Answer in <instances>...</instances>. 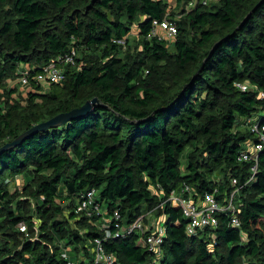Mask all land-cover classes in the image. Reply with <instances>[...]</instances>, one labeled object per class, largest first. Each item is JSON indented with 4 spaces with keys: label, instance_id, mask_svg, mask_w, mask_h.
I'll return each instance as SVG.
<instances>
[{
    "label": "trees",
    "instance_id": "trees-1",
    "mask_svg": "<svg viewBox=\"0 0 264 264\" xmlns=\"http://www.w3.org/2000/svg\"><path fill=\"white\" fill-rule=\"evenodd\" d=\"M7 1L0 0V13ZM197 1L174 21L178 31L168 43L152 35L153 21L168 18L166 0H10L0 24V95L20 65L35 71L72 49L81 57L65 67L62 83L32 82L25 105L0 104V148L59 113L98 102L87 114L0 152V232L23 222L30 231L33 216L40 219L38 237L13 246L0 240V264H65L63 247L70 245L75 261L81 252L90 258L93 239L103 233L99 216L89 219L75 208L92 189L109 215L119 209L126 222L153 209L167 216L160 256L148 249L147 234L105 241L118 264H264V148L254 180L239 196V226L221 213L216 228L189 235L180 208L157 207L185 185L199 195L218 188L222 199L231 175L243 184L252 163L238 157L246 142L258 140L247 119L264 125L258 95L264 91V0ZM132 26L143 50L123 56L121 41ZM237 82L257 89L243 91ZM189 145L194 152L183 171L180 156ZM217 168L225 173L220 183L211 179ZM15 175L37 200L32 217L19 212V201L12 208L6 184Z\"/></svg>",
    "mask_w": 264,
    "mask_h": 264
},
{
    "label": "built area",
    "instance_id": "built-area-1",
    "mask_svg": "<svg viewBox=\"0 0 264 264\" xmlns=\"http://www.w3.org/2000/svg\"><path fill=\"white\" fill-rule=\"evenodd\" d=\"M198 1L192 0L189 6H194ZM206 4V1H202ZM177 25L175 22L170 21L168 18L163 20L153 21L152 35H162L166 38H174L177 34ZM167 40V39H166ZM77 50L72 49L70 52L58 55L49 63L41 66L38 70L34 71V67L30 64L19 66L18 74L20 83L28 89L31 83H41L43 85L48 83H62L65 79V67L67 65H76ZM236 86L243 91L256 90L254 85L247 82H237ZM258 95L264 98V91L259 90ZM251 131L257 136L258 140H250L246 142L245 150L240 152L238 157L241 162H251L250 174L246 181L240 184L237 176L231 175L230 184L231 190L225 194L222 199L218 198L219 189L215 188L213 191L206 192L204 195H199L190 186L185 185L180 193L172 191L168 198L162 200L157 207L163 209L165 203L180 208L183 215L188 219L186 231L189 235L197 234L199 229L205 227L216 228L219 224V217L221 213L230 214L231 224L239 226L240 220L238 213L240 211L241 202L239 199L242 188L254 180L259 168V152L264 148V125L254 122V117L247 119ZM103 207L96 200L95 189L87 191L78 200L75 211L81 216H86L92 219L93 216H99V226L103 232L101 236H97L92 241V248H89L91 257L87 258L81 252L79 262L75 261L69 254L68 249L64 248L62 256L66 260L65 264H118L115 254L109 253L105 250L104 243L108 239L118 238L122 235H131L133 233L145 235L147 234L148 249L156 255H162V245L166 237L165 217L153 216L148 217L149 212L137 216L135 219L126 222L119 209H116L113 214H108L106 210H101ZM106 215H109L106 216ZM22 231L26 230L24 223ZM213 246L215 242V234H212ZM24 264V263H20Z\"/></svg>",
    "mask_w": 264,
    "mask_h": 264
},
{
    "label": "rangeland",
    "instance_id": "rangeland-1",
    "mask_svg": "<svg viewBox=\"0 0 264 264\" xmlns=\"http://www.w3.org/2000/svg\"><path fill=\"white\" fill-rule=\"evenodd\" d=\"M203 1V0H201ZM208 2L209 5L213 4L215 5L218 0H204ZM167 4V12H168V19L170 21H179L180 19H183L188 13H190V6L186 3H177L176 0H166ZM11 3L10 0L6 2V4L3 7V11L0 13V24L6 20L8 17V9H10ZM193 31V30H192ZM162 38L167 39L168 43H171L174 38H166L165 35H162ZM142 37L137 33L135 26H132V30L129 33L128 37L125 39V41H121V43L124 45L123 53L122 55L125 56L126 54L130 53L131 55H137L142 52L143 46H142ZM172 49V48H171ZM77 57H81L80 52H77ZM83 64L79 63L78 66L81 67ZM4 87L6 90L1 91L0 95V104L2 106L7 105V108L11 105H25L28 102V92L27 88L24 87L20 81H19V74H17L16 77L9 78L5 81ZM13 90L12 95H9V92ZM14 114L17 113V110H14ZM247 126V125H246ZM244 126L243 128H247ZM201 142L199 143V145ZM194 148L193 146L189 145L183 152V154L180 156V159L182 161V170L185 171L186 169V163L188 161V156L193 155ZM225 173L220 168H217L215 173L211 175L212 180H216L219 183L224 180ZM7 188L11 191V193L14 195V206H12L13 209H17L16 202L19 201L20 205L23 207L21 211H18L21 213H25V215H28L29 217H32V214L34 212L30 213V210L32 208H35L36 206V199L29 196L27 193L23 190V179L19 175L10 176L7 178ZM153 191L156 193V188H152ZM96 197H98V192L96 191ZM30 209V210H29ZM101 210H104L102 208ZM156 215V214H155ZM109 217V215H106ZM154 215L150 216L153 217ZM166 215H164L165 217ZM2 218L6 219V216L4 215ZM62 219L69 218L68 211H64V214L60 216ZM167 219V218H166ZM73 224L75 229H79V226L76 225L75 219L70 220ZM6 223H9V220L6 221ZM24 223V222H23ZM40 219L39 217L33 216V224L31 225L32 228L29 231V225L24 223V226L26 227V230L24 232L21 230L23 229V226L15 227L14 229H10V225L4 229V231L0 232V240H3V242L8 243L9 246H13L14 242H22L26 240L27 238L34 239L39 236L40 233ZM96 224H100L99 220H96ZM18 231L23 232V234H19ZM11 233H16V236H12ZM92 244L90 245V248H92ZM82 248V246H79ZM68 249V254L73 257L76 253L75 251V245H70L63 247ZM75 257V256H74Z\"/></svg>",
    "mask_w": 264,
    "mask_h": 264
},
{
    "label": "water",
    "instance_id": "water-1",
    "mask_svg": "<svg viewBox=\"0 0 264 264\" xmlns=\"http://www.w3.org/2000/svg\"><path fill=\"white\" fill-rule=\"evenodd\" d=\"M98 102V98L95 97L91 100L86 101L82 106L74 108L68 112L59 113L56 116L48 119L47 121L41 122L35 126H33L31 129L25 131L21 135H19L17 138H15L13 141L6 143L0 148V152L3 150H6L8 148H12L14 146H17L21 144L29 135L32 133H35L41 129L49 128V127H56L63 125L73 119H76L79 116H82L84 114H87L91 111L92 106L94 103Z\"/></svg>",
    "mask_w": 264,
    "mask_h": 264
},
{
    "label": "crops",
    "instance_id": "crops-1",
    "mask_svg": "<svg viewBox=\"0 0 264 264\" xmlns=\"http://www.w3.org/2000/svg\"><path fill=\"white\" fill-rule=\"evenodd\" d=\"M20 66L22 67V65H20ZM104 210H106V209H104ZM147 212H149V211H146L145 213H147ZM152 215L157 216V215H155V211H153V212H149L148 217H149V216H152ZM166 218H167V216H165V222H166Z\"/></svg>",
    "mask_w": 264,
    "mask_h": 264
}]
</instances>
